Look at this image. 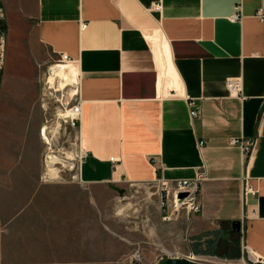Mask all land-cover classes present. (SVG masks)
<instances>
[{"label": "crops", "instance_id": "obj_1", "mask_svg": "<svg viewBox=\"0 0 264 264\" xmlns=\"http://www.w3.org/2000/svg\"><path fill=\"white\" fill-rule=\"evenodd\" d=\"M261 2L0 0L2 76L14 84L0 86V264H47L44 256L90 264L82 228L69 230L72 214L59 211L73 197L59 198L58 183L26 155L42 141L30 114L36 81L60 53L74 61L68 83L79 76L75 126L84 155L76 176L87 207L102 202L93 188L154 183L161 198V182L201 176L199 211L179 210L165 221L187 219L185 236L222 234L231 254L242 256L247 246L264 258V24L253 16ZM237 10L241 18L230 20ZM25 42L29 54L12 51ZM231 78L241 80L242 99L228 92ZM240 137L253 141L246 160L229 145ZM245 182L253 192L243 194ZM236 220L239 231H232Z\"/></svg>", "mask_w": 264, "mask_h": 264}, {"label": "rangeland", "instance_id": "obj_2", "mask_svg": "<svg viewBox=\"0 0 264 264\" xmlns=\"http://www.w3.org/2000/svg\"><path fill=\"white\" fill-rule=\"evenodd\" d=\"M4 33V31L0 33V86L3 82L6 86L7 84L13 86V76H9L8 80L2 76ZM30 35L32 39L33 28H31ZM13 46L12 51L16 53L24 52L25 54L27 52L29 54V51H33V48L26 42L14 43ZM52 63L53 60L49 59L41 66L40 81H36L37 92L34 93L35 107L30 112L33 115L32 119L35 120L33 124L40 125L41 123V127L47 126L46 133L49 143L44 142L41 136V145L33 143L32 146L27 147L26 155L29 161L39 159L43 165V174L47 178L50 176L46 170V160L51 155H57L64 160V165L55 164L58 177L53 179L59 185V198L72 196L73 199L68 203L59 202V211L63 210L72 214L71 219L70 215L68 217L71 222L69 230L78 227L77 224L82 228L84 246H88L91 252L90 264H135L131 261V255L136 249L141 255L139 264H157L165 256L161 253V249L175 252L178 256L193 255L211 264H233V261L240 258L241 254L239 256L231 254L233 251H231V245L227 244L225 235L199 236L194 239L193 236L184 235L188 224L187 219L173 224L163 220L159 187L154 183L129 185L119 190L113 187L93 188L91 192L102 202H91L87 207L83 195L86 188L79 184L76 176L80 160L76 126L64 122L58 116V102L49 96L44 85L47 67ZM25 113H28V108H25ZM30 132L32 131H28L27 136L33 139ZM64 184H70V189L60 187ZM120 208H123V211L121 215H117ZM87 211H89L88 215ZM79 213H84V219L77 217ZM85 216L88 217L85 218ZM103 228L105 233H103ZM103 238L105 241L101 245ZM102 247L104 253L96 254L97 249L101 251ZM43 261H47L45 262L47 264H56L55 259L51 257L44 256ZM64 261L66 260H61L62 264L67 263Z\"/></svg>", "mask_w": 264, "mask_h": 264}, {"label": "built area", "instance_id": "obj_3", "mask_svg": "<svg viewBox=\"0 0 264 264\" xmlns=\"http://www.w3.org/2000/svg\"><path fill=\"white\" fill-rule=\"evenodd\" d=\"M160 5L156 4L155 9H159ZM236 9H239L236 7ZM253 16L261 23L264 24V0L261 4L254 10ZM230 20L235 21L241 18L239 10L234 12L230 17ZM85 27V24L82 25ZM53 63L47 67V76L44 80V85L48 90L49 96L55 101L58 102V116L66 123H69L72 126H75L79 121L81 114V100L78 92L79 76L76 73V81L73 87V90H70V84L59 87L57 80L51 85L47 84V80L50 76L49 68L52 65H59L62 63H74V61L65 53L58 54L57 57L53 58ZM226 88L228 92L239 98H243L241 93V80L237 78H231L226 80ZM193 104V102H189ZM190 116L196 117L197 111L190 110ZM204 141L200 140L198 144L203 145ZM229 145L238 146L241 152V157L243 160H246L252 150L253 141L249 138H230ZM84 153H79L78 158L81 159ZM111 161H114V158H111ZM202 180V177H196L192 179H178L172 182H161V202L160 207L162 208V219L169 220L173 212L179 210H185L187 213L198 212L200 205L197 199V194L199 190V184ZM170 184H172L170 189ZM253 192L251 187L246 184H243V194ZM180 193H185V196L180 197ZM161 253L166 256L172 257H184L178 256L177 253L171 251H165L161 249ZM185 258L192 260H199L193 255H187ZM141 260V255L138 249H136L131 255V261L135 264H139ZM201 261V260H199ZM242 264H264V258L252 252L247 246L242 247Z\"/></svg>", "mask_w": 264, "mask_h": 264}, {"label": "bare ground", "instance_id": "obj_4", "mask_svg": "<svg viewBox=\"0 0 264 264\" xmlns=\"http://www.w3.org/2000/svg\"><path fill=\"white\" fill-rule=\"evenodd\" d=\"M69 64L70 63H62L59 65H52L49 70H50V76L47 80V84L51 85L54 83L56 80L58 82L59 87L65 86L67 84H70V90H73L75 81H76V76L75 75H70L74 77L73 83H68V78L66 75V67L69 70ZM158 87L163 88L164 90L168 89V84L166 79L163 76H159L158 80ZM47 126L43 125L41 127V136L43 138V141L46 142L47 144L49 143V138L47 136ZM74 156V155H73ZM61 163L64 165V160L58 157L57 155H51L49 159L46 160V170L50 178H57L58 177V170L57 167H55V164ZM72 168V167H71ZM123 211V208L118 209L117 215H121ZM165 250V249H164ZM167 251V250H165Z\"/></svg>", "mask_w": 264, "mask_h": 264}, {"label": "water", "instance_id": "obj_5", "mask_svg": "<svg viewBox=\"0 0 264 264\" xmlns=\"http://www.w3.org/2000/svg\"><path fill=\"white\" fill-rule=\"evenodd\" d=\"M180 197L185 196V193H180L179 194ZM232 231H239L240 228V223L239 221H232L230 222ZM157 264H211V263H207V262H203V261H199V260H192L189 258H185V257H172V256H166V257H162Z\"/></svg>", "mask_w": 264, "mask_h": 264}, {"label": "trees", "instance_id": "obj_6", "mask_svg": "<svg viewBox=\"0 0 264 264\" xmlns=\"http://www.w3.org/2000/svg\"><path fill=\"white\" fill-rule=\"evenodd\" d=\"M4 31V26L2 25L1 21H0V33Z\"/></svg>", "mask_w": 264, "mask_h": 264}]
</instances>
